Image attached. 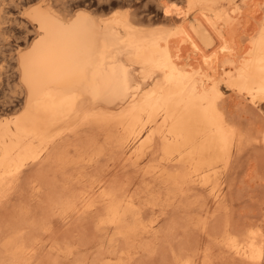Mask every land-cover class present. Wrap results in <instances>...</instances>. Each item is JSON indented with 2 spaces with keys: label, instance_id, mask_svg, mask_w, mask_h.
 Listing matches in <instances>:
<instances>
[{
  "label": "bare ground",
  "instance_id": "6f19581e",
  "mask_svg": "<svg viewBox=\"0 0 264 264\" xmlns=\"http://www.w3.org/2000/svg\"><path fill=\"white\" fill-rule=\"evenodd\" d=\"M260 1L184 0L181 10L154 0L171 29L136 25V10L105 20L86 10L63 18L49 4L25 11L23 22L36 23L37 39L15 55L21 111L0 123V264H60V232L75 222L93 225L100 237L115 228L125 242L156 239L157 219L144 215L165 213L191 195L200 196L194 198L200 210L215 209H209L213 223L224 219L217 223L221 234L205 230L206 242L213 238L205 247L215 249H203V264L214 258L264 264V200L261 217L238 230L225 221L228 199L217 189L221 175L234 170L230 162L242 145L258 147L228 116L223 89L238 107L264 104V8L251 26L244 12ZM1 5L0 26L8 20ZM209 37L214 52L206 56L199 41ZM117 159L114 179L121 185V176L137 174L145 191L138 193L141 204L133 201L138 194L128 191L130 184L123 183L127 190L113 185L110 172L111 183L105 180L104 167ZM102 172L106 178L98 180ZM227 173L230 180L234 173ZM159 195L163 203L155 202ZM195 252L184 256L194 260ZM187 258L179 263L194 264Z\"/></svg>",
  "mask_w": 264,
  "mask_h": 264
},
{
  "label": "rangeland",
  "instance_id": "374dc122",
  "mask_svg": "<svg viewBox=\"0 0 264 264\" xmlns=\"http://www.w3.org/2000/svg\"><path fill=\"white\" fill-rule=\"evenodd\" d=\"M167 1L168 2L170 1V2L168 3ZM236 1L239 3L241 0H236ZM154 3H155L154 0H131V4L126 3L128 5H126L125 2H122L121 0H113V1L112 0L111 1L110 0L108 1L107 0H58L57 3H56V0H0V4H2L1 6L5 9V12H8V15L5 16L6 19L8 20L6 21L4 20V23L0 26V35H2L0 37V123H4L6 120L13 119L14 116L18 115L21 111L20 104L23 100V94L17 88V83H16L17 80L15 79L16 78L15 75H12L14 74V71H15V55L17 52H26L30 50L33 46V43L36 42L34 40L37 39V37L36 39L32 38L35 35L34 32L36 30V25L34 24L36 23L31 21L29 24L28 23L24 24L23 22L26 17L25 11L33 9V8H37V7L45 10L47 9V5L49 4L50 7L53 10H55V12L61 14L63 18H70V16L75 11L79 12V11L86 10L87 12H89V14L91 13L90 15L93 17V19L105 20V19H108V17L109 18L112 17L114 13L115 14L131 13V11L134 12L136 10V12L138 13H137V16L134 18V21H135V24L138 26L147 27V28H150V27L154 28L155 26V28L161 27L162 29H164L163 27L168 28V29H171V27L174 28L168 22H165L163 20L161 21V18H160L161 10L157 7L156 3L155 4ZM183 4H184V0H180V1L179 0H163V6L165 7L170 6L169 8H172L174 6L173 8L182 10L184 8ZM263 8H264V2H261V3L257 2L255 3V6L253 7L250 6L249 8H247L248 10L244 11L246 13L245 19L249 20L250 26L254 23V20H257V18L261 16L260 12H263L261 11ZM2 14L3 13L0 12V16H4ZM12 19L13 21H11ZM190 19H191V16L187 20H190ZM19 22H22V23H19ZM30 30H33V31H30ZM31 33H33V35ZM26 37H31V40L28 42L27 45L24 44V40ZM212 39L213 38L209 37V39L205 41H199L200 46L204 48V53L206 56L207 55L211 56V54L214 52L212 49V46L214 45L215 42ZM190 61L192 62V64L197 63L194 60H190ZM193 61L195 63H193ZM192 66L194 67V65ZM223 93L227 101V107L231 108V109L228 108L229 109L228 113H231L232 116L230 115L228 116L233 119L236 118L233 120L235 121L234 122L235 124H238L240 122L239 123L240 125L238 124L239 125L238 128L241 127L240 129L242 130V128L244 127L243 132H245L246 134V131H247L248 139L247 138L246 139L249 141V143L253 141H255L254 143H258L257 144L258 147L256 146V144L254 147V144L250 146V144H247V142L245 141L246 145H242V147L240 148V149L243 148L241 150L242 153L240 154L241 151H239L237 155L236 154L234 155V159L232 158L234 161H237V162L235 163L231 159L232 161L230 162V164L232 165L233 168L235 165V168L233 170L234 172L231 169V171L229 170V173L232 172L234 174L232 175L230 173L232 175V176L229 175L230 180L226 178L227 176H225L228 171L222 174L221 179L219 181L220 185H217L219 188L220 187L222 188V189L221 188L219 189L217 187L219 192H221L223 195L226 194L227 196L226 200L228 199L227 204L229 206L228 205L227 206L229 208L227 207L228 210L225 213L227 215L224 216V218L225 219L227 218L228 220L226 219L225 221L229 222L228 224L229 226L231 225L230 226L231 228L234 227V229L239 230L240 228L245 226V224L249 222L251 219L254 220L253 217L255 216L261 217V214H262L261 213L262 207H260V205H262L264 202L263 201L264 200V190H263L264 189V145H263V142L262 143L260 142L261 134L259 133L261 130L259 127H261V129L264 130V104H261L258 110L255 108L245 109L244 107L237 106L235 99L233 96L230 95L231 94L230 92H227L226 90L223 89ZM244 117H245V120H244ZM251 124L253 125L254 129L251 128L252 127ZM254 125L256 127H254ZM245 127L249 129V131L250 129L253 131L255 130L254 131L255 133L253 132L252 134H255L256 138L254 137L255 135L252 136V134L250 133L252 131L249 132ZM257 130H259V132ZM257 134L259 135L260 139ZM250 139L251 140L255 139V140L251 141ZM236 156L238 158H236ZM118 161L119 159H117L116 161L115 160L109 161L107 163L108 168L107 166L104 167L105 171L107 170V173L105 172L106 177H107V174H108V177L107 178L105 177L106 178L105 179L104 178L105 173L103 174L102 172V175L101 174L97 175L98 177L99 175L101 176L99 177L100 179L98 178L97 179L98 180L105 179L108 181V178H109L108 182H110V178H111L110 174H111L112 176L111 182L113 181V185L115 182L117 183V186H121L124 183L125 185L127 184L126 188H128L130 184L131 186H129L128 191H130L132 195H134V193L136 192L138 194L140 190L142 191V195L144 196V192H145L143 188L144 185L143 183H141V180L137 174L135 173L129 174V176L131 175L130 177L129 176H126V177L119 176L122 179L124 178L123 179L124 181L122 180L123 183H121V185L119 182H117V179H119L117 178L118 177L117 175H116L117 177L114 175L116 177V179H114L112 172H113V169L116 170L115 167L118 164ZM108 172H110V174ZM102 177L104 179H102ZM120 182H121V179H120ZM125 185H123V187ZM226 190L228 191L227 192L228 195L227 193H225ZM76 192L78 193V190L73 191V193H76ZM131 194L129 195L132 196ZM139 194H138L139 199L136 194L133 196L134 199L133 197L131 198L129 196L131 199H133V201L137 198L138 205L141 204L142 201H145L144 198L143 199L141 198L143 196L140 197ZM195 196L198 197L197 199H200L199 195H195ZM195 196L193 197V195H191V198L194 199L196 198ZM161 198H164L163 195L161 196ZM161 198H160V195L159 197L157 196L155 202L157 201L156 203H160V202L163 203L164 199L162 201ZM191 198L190 196L183 197L184 203L182 202L183 201L182 198H181V203H178V200H177L178 205L176 203L175 204L177 206H175V204H173V206L171 205V207L168 208L167 211L165 212L166 214L162 213V211L160 212V210L156 212L157 211L156 210L153 214L144 215L145 216L144 219L146 221L157 219V222L154 226L155 229L158 231V233L156 234V239H153L151 236H137V237H132L130 238L129 241L125 242L123 241V238L115 234L118 231L115 228H109L107 233H105V235H102L100 237L99 235L95 233L93 225H89V226L81 225V224L78 225V224H75L76 223L75 222L71 224V225H74L72 227L64 228L65 226H63L60 232V236H59L60 237L59 239H61L60 242L63 245L62 247L65 250L63 252L66 253V250H71L73 253L71 254L64 253L65 255L63 254L59 263L60 264H112V263L114 264L117 261L115 264H118L119 262H121L122 264H180L179 259H182L185 261V259L187 258L185 256H187L194 250L196 251L194 260L193 258L192 259L189 258V260L187 258V260L188 261L191 260V262L193 261L194 264H196L197 262H198L197 264H201V263L203 264L204 263L203 255L206 253L205 250L206 249L212 250V248H214V247L212 248L205 247L206 244L209 243L210 241V240H207L206 242L205 240L206 238L205 230L206 231L210 230L209 233H212L213 229L215 228L216 230L217 229L219 230L220 229L219 226L220 225L222 226V224H220V221L223 223L224 219H221V220L219 219L217 221L215 220V222L213 223L214 220L211 221L209 217L213 213V212L211 213L210 211L215 210V209L213 207L211 208V205H209L210 206L209 209L211 208L210 211L208 207H206L208 210L204 207L202 208L203 209L202 211L200 210L201 203H199L201 199L199 200V202H197V199L196 200L194 199V201H196L197 203L196 202L193 203L194 201ZM141 199H142L141 202L138 201ZM188 205H189V208L187 207ZM206 211L208 214L206 213ZM228 211L231 215L229 216L231 217V221H229L230 218H228V214H229L227 213ZM202 219H204V221ZM218 222L220 225L217 224ZM230 222L233 224H231ZM208 223L209 224L212 223L213 226L214 224L215 225L217 224V225L212 228L208 226L209 225ZM203 224L204 225L206 224V226L204 227ZM211 228H212V231H211ZM201 229L204 230V232ZM216 230H214V232H217V234L219 235L220 230L219 231H216ZM209 233L207 235H209ZM214 234L215 235L213 236H216V233ZM218 235L216 237H219ZM210 236L212 237L211 234ZM210 236L209 238H211ZM212 240L213 238L210 241L211 244L213 243ZM211 244L210 243L208 244L210 245L209 247L212 246ZM203 249H205L204 250L205 252H203ZM197 250L199 252H197ZM215 251L216 250L209 251V252L215 253ZM186 252H189V253L185 255ZM209 255L211 256L212 254H209ZM198 258L200 260L196 261ZM212 261L213 259L211 260V262ZM216 262L217 264L225 263V262L222 263L221 261H219L220 263H218V261L217 260L215 261V258H214L213 263L216 264ZM213 263H210V264H213Z\"/></svg>",
  "mask_w": 264,
  "mask_h": 264
}]
</instances>
